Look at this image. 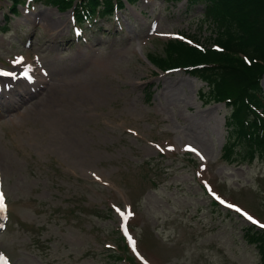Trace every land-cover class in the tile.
Returning a JSON list of instances; mask_svg holds the SVG:
<instances>
[{
  "label": "rangeland",
  "instance_id": "374dc122",
  "mask_svg": "<svg viewBox=\"0 0 264 264\" xmlns=\"http://www.w3.org/2000/svg\"><path fill=\"white\" fill-rule=\"evenodd\" d=\"M135 1L79 37L77 0H22L15 14L0 0V68L45 79L29 99L3 96L0 254L10 264H264L244 234L264 232V150L168 53L174 38L217 51L214 26L200 3ZM258 82L262 102L264 71Z\"/></svg>",
  "mask_w": 264,
  "mask_h": 264
},
{
  "label": "trees",
  "instance_id": "16d2710c",
  "mask_svg": "<svg viewBox=\"0 0 264 264\" xmlns=\"http://www.w3.org/2000/svg\"><path fill=\"white\" fill-rule=\"evenodd\" d=\"M21 1L11 0L15 7L13 13H16V5ZM48 1L57 6H69L73 0ZM126 1L132 3L135 0ZM77 2V5H73L77 22H82L85 16L93 17L98 12L97 8L101 15L108 17L113 8L111 0ZM116 2L117 7L122 6L123 0ZM196 2L200 3V17L210 21V26H214V41L222 50L207 51L210 48L204 46V51H201L191 44L177 40L180 44H172V49L168 50L169 57L179 61L176 66L187 67L190 72L205 80L212 91L211 97L221 98L220 100L231 104L232 113L227 120L232 124L231 129H235L236 133H251L264 150V120L256 111L258 108L264 109V101L261 102V96L256 92L259 87L257 83L264 71V0H186L187 10L189 7L194 9L195 6L191 3ZM159 61L158 65L166 63L165 59ZM245 83L251 88L250 94L245 91ZM237 87L241 88L240 92ZM242 138L239 136L234 140L239 142ZM232 146L227 144L224 147L225 155H232ZM248 155L251 156L250 151ZM263 233L254 229L244 232L248 241L256 242L260 249H264Z\"/></svg>",
  "mask_w": 264,
  "mask_h": 264
},
{
  "label": "snow or ice",
  "instance_id": "6c2138e0",
  "mask_svg": "<svg viewBox=\"0 0 264 264\" xmlns=\"http://www.w3.org/2000/svg\"><path fill=\"white\" fill-rule=\"evenodd\" d=\"M20 61H16V63H19ZM8 75H12L11 73H7ZM26 75V73H25ZM192 151H195V149H191ZM218 198V197H217ZM223 203V201H222ZM228 207L230 208H235L236 206L235 205H231V204H228L227 205ZM6 207L5 205V196H4V193L3 192H0V210H3L4 208ZM237 211H242L241 209L237 208L236 209ZM248 220L252 221L253 223H259L258 221L254 220V218L252 216H250L247 212H243L242 213ZM121 215L123 216L124 220L127 221L128 219V215H131V213H128L127 215H125L124 213H121ZM261 227H264V225H260ZM124 231L125 233L127 234V227L124 228ZM129 239L131 240L132 242V246H133V249H135L136 247V242L134 240H132L131 237H129Z\"/></svg>",
  "mask_w": 264,
  "mask_h": 264
},
{
  "label": "bare ground",
  "instance_id": "6f19581e",
  "mask_svg": "<svg viewBox=\"0 0 264 264\" xmlns=\"http://www.w3.org/2000/svg\"><path fill=\"white\" fill-rule=\"evenodd\" d=\"M20 76H21V78H23V77H30L29 75H25V72H23V71H21V73H20ZM41 83H43V81H37V80H34L33 82H32V84L34 85V86H40V89L39 90H41V89H43L44 88V84H41ZM149 93V90H147V94ZM36 106H37V103H33L32 104V107H29V109H31V110H33V109H35L36 108Z\"/></svg>",
  "mask_w": 264,
  "mask_h": 264
}]
</instances>
